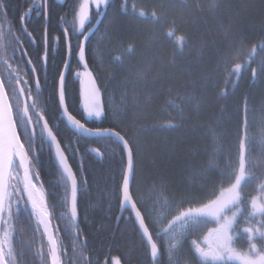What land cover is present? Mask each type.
<instances>
[{
	"label": "trees",
	"instance_id": "trees-1",
	"mask_svg": "<svg viewBox=\"0 0 264 264\" xmlns=\"http://www.w3.org/2000/svg\"><path fill=\"white\" fill-rule=\"evenodd\" d=\"M123 2L125 0H110L99 24L88 34V68L110 112L99 121L95 118L88 121V126L109 128L115 126L117 118L123 121L121 127H127L130 138L137 146L136 177L132 190L148 206V190H153L154 186L159 188L163 180L167 184L166 195L175 202L173 208L178 206L186 211L190 207H200L202 203H207V193L212 191V184H216V192L219 193L220 170L228 164V152L234 158L238 156L239 137H247L249 129L253 139L247 156L257 170L264 165V144L261 143L264 136V68L261 60L264 53L258 48L251 68L242 74L234 89L233 85L225 84L226 76L216 70L219 55L228 50L233 39L245 38L250 42L249 50L252 44H261L264 39V0H216L215 7L213 0H126L127 11L120 10ZM3 3L6 5L0 10V31L5 33L3 42L9 39V28L19 35L17 30L21 28V15L26 16L27 31L36 38L35 43L25 38V48L29 53L25 61L29 58L35 61L37 54L43 55V36L45 29L48 30L50 49L47 72H43V61L39 65L42 75L47 76L45 91L38 101L42 105L46 97H53L58 72L66 55L62 29L73 26V9L79 0H47V21L43 15L44 0H3ZM197 3L203 11L194 10L193 6ZM133 5L138 10L143 8L149 15L153 9L163 10L167 21L158 26L159 30H154L152 24L137 17ZM90 15L92 18L86 21L83 30L91 26L95 18L94 9ZM61 17L68 20V25L61 23ZM173 20L176 22L174 25L171 23ZM75 26L78 27V24ZM172 28L178 29L174 36L161 37L160 32ZM226 31L229 33L227 36ZM57 36L59 40L52 39ZM181 37H185L183 43L180 42ZM117 38L123 40L124 47L128 43L135 45V51L124 55L122 60L117 59L121 56ZM77 40V36L72 37L73 54L78 51L75 47ZM252 68L257 69L255 79ZM81 69L74 56L68 89L69 105L77 118L82 116L81 86L75 73ZM0 71H3L2 67ZM221 89L229 94L218 101ZM121 91L126 93L124 97L119 95ZM111 92L116 93L114 101L120 105L117 108H113L110 105L112 102L107 99ZM177 93L191 99L181 101ZM48 102L52 103L51 100ZM175 105H181L183 111ZM222 108L226 109L223 113ZM169 116L183 117L173 121L179 125L177 128L151 130L152 125L166 122ZM48 118L55 123L56 113L51 109ZM218 118L221 121L216 129L220 134V151L216 150L209 133V125L215 126ZM137 125L146 126L145 130H137ZM72 138V131L61 125L58 139L68 143ZM78 147L83 154V170L78 175L86 178L87 183L81 186L79 192L77 223H73L70 214L62 221H52L54 234L63 245L62 253H67L61 255V264H72L73 260L84 264L85 257L92 264H111L114 257L120 258L121 264H149L145 247L132 221L126 218L128 213L121 212L116 198L123 172L121 145L106 139L85 138ZM93 149H98L101 155L95 154ZM68 155L73 170L78 171L80 160L71 155V147ZM37 156L36 171L40 173V182L43 189L50 193V202L56 203L63 199V189L58 183L54 153L49 154L46 148H40ZM249 191L255 195L254 191ZM184 200L191 203L181 204ZM28 211L21 201L18 219L12 221L15 228L13 247L17 253L23 252L21 264H48L47 241H43L45 255L42 256L39 254L40 236H33L35 218L30 220ZM65 211L57 206L56 215ZM118 216L121 217L119 220ZM57 227L60 231L55 233ZM77 230L82 238L74 241ZM84 238L86 246L81 248L85 244ZM190 238L195 237H189V241ZM236 241L246 246L242 233ZM161 260L167 264V255H162ZM180 264H184L183 257Z\"/></svg>",
	"mask_w": 264,
	"mask_h": 264
},
{
	"label": "snow or ice",
	"instance_id": "snow-or-ice-1",
	"mask_svg": "<svg viewBox=\"0 0 264 264\" xmlns=\"http://www.w3.org/2000/svg\"><path fill=\"white\" fill-rule=\"evenodd\" d=\"M109 3L110 0H79L78 5L74 7L73 26H65L62 29L66 52L63 67L58 72L53 97H46L42 105L38 101L45 91L47 76L42 75L39 65L43 61V72L46 73L50 49L47 28L43 36L44 53L37 54L35 61L31 58L26 61L24 59L29 56L25 48V38L33 43L36 42L32 32L27 31L25 27V15L20 16L21 28L17 30L19 35L9 28L7 33L9 39L5 43L3 42L5 33L0 31V67L3 68V71H0V229H2L0 264H21L20 257L23 256V252L17 253L13 247L15 228L12 224L13 219H18L21 201L25 204L26 211L28 206H31L28 216L30 220L35 218L33 236H40L39 254L45 255L43 241L47 240L48 264H61V255L67 253H62L63 245L54 234L52 221L64 220L69 212L73 221L78 217L79 192L81 186L87 183L86 178H80L78 175V172L83 170V154L78 146L85 138L106 139L116 145H122V182L118 187L116 198L121 212L128 213L126 218L132 221L150 258L149 264H164L161 256L165 254L168 257L167 264H180L181 257L184 264H264V165L257 170L249 160L246 136L239 137L238 156L234 158L232 153L228 152V164L226 168L220 170L219 193L216 192V184H212V191L207 193V203H202L200 207H190L185 211L180 210L178 206L173 208L175 202L166 195L167 184L163 180L151 206L133 192L137 146L130 138L127 127H121L123 121L120 118L116 119L114 127L88 126V121L93 118L99 121L110 115V112L103 102L101 90L95 86L96 79L89 70L86 60V45L91 29L86 31L83 29L86 21L92 18L90 12L93 9L95 19L99 22L101 14ZM215 6L216 0H213V7ZM193 7L194 10L203 11L199 3ZM5 8L3 0H0V10ZM120 10L127 11L126 0L120 4ZM133 11L138 18L152 24L154 30H159L158 26L167 21L163 10L153 9L149 15L143 8L138 10L137 6L133 5ZM43 15L47 21V0H44ZM60 20L62 24L68 25L65 17H61ZM171 23L174 25L176 22L173 20ZM76 24L78 27L75 26ZM177 30L172 28L170 31L160 32V35L170 38ZM225 35L229 33L226 31ZM73 36L78 37L75 45L78 51L75 54H73ZM52 39L59 40L60 37ZM184 39L185 37H181L180 42L183 43ZM249 43L245 38L237 37L232 40L228 50L218 57L216 70L226 76L225 84L233 85V89L242 74L251 68V62L254 61L258 48L264 53V39L259 46L252 44L250 50ZM117 45L121 49V56L117 58L119 60L135 51L133 43H128L127 47H124V42L120 38H117ZM74 56L78 66L83 68L82 71L75 73L82 85L81 118L73 114L69 105L68 76L73 70ZM261 65L264 68V59L261 60ZM251 70L255 79L257 69ZM83 77H88V83L91 85L87 96L83 89L85 83ZM169 93L171 94V89ZM228 94L227 90L221 89L218 92V101L225 99ZM176 95L181 101L191 99L179 93ZM49 100L52 103H49ZM175 107L183 111L181 105ZM50 109L56 113L54 124L48 118ZM225 110L222 108L221 113ZM178 118L183 119L182 116H169L166 122L152 125L151 130H173L179 126L173 122ZM220 123L218 118L215 126L209 125V133L217 151L221 150L218 143L220 134L216 130ZM61 125L73 133V138L68 143L58 139ZM145 127L137 125V130H145ZM261 143L264 144V136L261 137ZM70 147L71 155L80 160L78 171H74L69 162ZM40 148H46L49 154L54 153L58 183L63 189V199L56 203L50 202V193L43 189L40 173L36 171L37 152ZM92 151L101 155L98 149ZM249 189L254 191L255 195L251 194ZM180 203H191V201L184 200ZM57 206L66 211L57 216ZM173 211L177 214L173 215ZM120 218L117 217L118 220ZM177 225L180 227L177 228ZM59 231L57 227L55 233ZM241 233L246 246L236 241V237ZM189 237L195 238L189 241ZM81 238L80 231H75L73 240L78 241ZM84 240L85 244L81 245V248L86 246V238ZM28 246L34 247V245ZM75 247L74 244L73 250ZM72 264L78 262L73 260ZM84 264H92V261L85 257ZM111 264H121L120 258L114 257Z\"/></svg>",
	"mask_w": 264,
	"mask_h": 264
},
{
	"label": "rangeland",
	"instance_id": "rangeland-1",
	"mask_svg": "<svg viewBox=\"0 0 264 264\" xmlns=\"http://www.w3.org/2000/svg\"><path fill=\"white\" fill-rule=\"evenodd\" d=\"M83 70V69H82ZM82 70H80V71H82ZM139 75V74H138ZM83 79H84V81H85V83H84V85H83V89H84V93H85V96H87V93H88V91H89V89H90V87H91V85L88 83V77H83ZM80 80V79H79ZM96 87H98L97 85H95ZM81 88H82V85H81ZM119 95H121V96H123L124 97V95H126V93L125 92H119ZM115 96H116V93H114V92H111V93H109L108 95H107V99H109L108 101L111 103L110 105L114 108V107H119L120 105H116V103H115ZM114 101V102H113ZM247 145H248V147L246 146V148H247V151H250V148H249V145H250V142H251V140L253 139V134H252V132H251V130L249 129V130H247ZM153 190H148V192L147 193H150V194H148V196H147V199H148V197H150V203H149V205L151 206V204L153 203V201L155 200V198H156V196L158 195V188L156 189L155 188V186L152 188ZM161 211H165V209H161ZM175 213H177V212H175V211H173V215L175 214ZM169 219L171 218V216H169L168 217ZM180 226L179 225H177V228H179Z\"/></svg>",
	"mask_w": 264,
	"mask_h": 264
},
{
	"label": "flooded vegetation",
	"instance_id": "flooded-vegetation-1",
	"mask_svg": "<svg viewBox=\"0 0 264 264\" xmlns=\"http://www.w3.org/2000/svg\"><path fill=\"white\" fill-rule=\"evenodd\" d=\"M99 23L97 22V20L94 18L93 19V21H92V23H91V26L88 28V29H91V31H89V33H91L92 31H94V29L97 27V25H98ZM87 29V30H88ZM86 31V30H85ZM88 33V34H89ZM82 38V37H81ZM83 69V68H82ZM81 69V70H82ZM97 85V84H96ZM80 86H81V83H80ZM192 238H190V240H191ZM201 239H203V234L201 235Z\"/></svg>",
	"mask_w": 264,
	"mask_h": 264
},
{
	"label": "water",
	"instance_id": "water-1",
	"mask_svg": "<svg viewBox=\"0 0 264 264\" xmlns=\"http://www.w3.org/2000/svg\"><path fill=\"white\" fill-rule=\"evenodd\" d=\"M121 147H122V145H121ZM30 206V205H29ZM31 207V206H30ZM69 214H70V212H69ZM73 221V220H72ZM73 223L74 224H76L77 223V219H76V221H73ZM47 241V240H46Z\"/></svg>",
	"mask_w": 264,
	"mask_h": 264
}]
</instances>
